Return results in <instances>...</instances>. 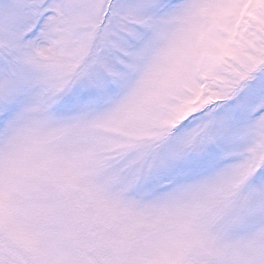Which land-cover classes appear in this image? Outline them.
Wrapping results in <instances>:
<instances>
[{
    "label": "snow or ice",
    "instance_id": "1",
    "mask_svg": "<svg viewBox=\"0 0 264 264\" xmlns=\"http://www.w3.org/2000/svg\"><path fill=\"white\" fill-rule=\"evenodd\" d=\"M0 264H264V0H0Z\"/></svg>",
    "mask_w": 264,
    "mask_h": 264
}]
</instances>
